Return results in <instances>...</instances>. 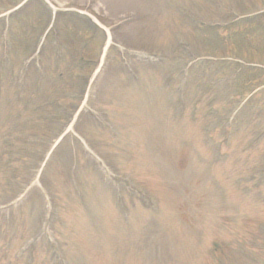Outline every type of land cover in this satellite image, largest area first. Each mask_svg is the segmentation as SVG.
I'll list each match as a JSON object with an SVG mask.
<instances>
[{
	"label": "rangeland",
	"instance_id": "374dc122",
	"mask_svg": "<svg viewBox=\"0 0 264 264\" xmlns=\"http://www.w3.org/2000/svg\"><path fill=\"white\" fill-rule=\"evenodd\" d=\"M46 1L64 14H85L108 39L81 102L80 118L75 115L67 129L69 136L80 137L82 147L74 137L65 139L47 171L57 195L55 205L45 206L41 226L36 212L26 207L13 226L9 217V230L7 223L8 232L0 238V246L9 247V257L0 253V264H8V259L19 264H264V251L253 246L263 233L264 189L255 188V198L235 188L239 175L247 173V161L256 155L251 151L263 146L264 138L256 131L263 125L246 122L239 134L232 132L242 97L232 96L228 89L212 114L202 96L215 95V89L208 91L213 78L200 68L181 71L184 65L198 64L185 62L189 57L182 54L183 47L215 58L231 49L217 47L216 40L203 37L195 25L209 28L223 20L220 7L222 11L232 6L240 17L264 5V0ZM17 3L0 0V13L7 14ZM19 15L10 20L11 72L1 65L0 56V161L5 154L3 130L22 127L12 119V110L21 104L9 75L19 70V62L34 59L41 43H35L31 54L43 17L31 4ZM91 29L85 21L60 16L53 30L63 60L52 65V47L45 43L48 74L44 80L28 74L24 93L58 94L64 86L57 74L53 77L54 69L77 72L73 63H66L67 57H96L101 33ZM257 40L262 54L250 58L264 64V34ZM2 49L0 44V53ZM33 80H43L44 85L37 90ZM223 153L225 159L220 157ZM35 159L32 155L30 161ZM30 161L19 166L25 174ZM28 186L30 193L39 184L33 180ZM18 228L25 231L21 243ZM45 237L55 239L56 245H47ZM216 242L219 248L214 251Z\"/></svg>",
	"mask_w": 264,
	"mask_h": 264
},
{
	"label": "trees",
	"instance_id": "16d2710c",
	"mask_svg": "<svg viewBox=\"0 0 264 264\" xmlns=\"http://www.w3.org/2000/svg\"><path fill=\"white\" fill-rule=\"evenodd\" d=\"M214 30L216 31V33L214 34L209 33L207 34V36H212V38L216 40L217 45H219L222 42V44H220L221 46H223V44H228L229 47L232 48V45H230V42L232 44L233 39H237V40L240 39L242 42V46H243V42L245 39L243 37L244 33L238 34L237 32H235L228 36L225 35L226 37H223V34L219 33L218 30L216 29ZM259 31H261V29ZM239 35L241 36V38H239L240 37ZM246 38L248 37L246 36ZM250 48L253 49L252 46ZM228 50H229L228 51L229 55L236 54L234 51L236 52L241 51L240 55L244 54L245 52L244 50H242L241 46H238V48L235 49L234 51L231 49H228ZM67 59L68 60H66V63H75L76 61L72 57L67 58ZM76 64L80 65L79 63H76ZM220 68L222 71V69H224L225 67H222V65H220L217 70L220 71ZM228 68H230V71L233 70L231 67H228ZM54 70H55L54 73H57V77H58V74L60 75V73H58L57 69H54ZM235 71H236V68H235ZM66 72L67 71L63 72V74ZM54 73H53V77H54ZM67 75L70 76L69 77L70 80H67L68 84L66 85V87H62L60 88V90H58L59 91L58 94L57 92H51L41 97H39L38 95L15 96L16 100L21 104V108H16V110H12L11 112V115H13L12 119H14L15 124L18 123L19 121L24 128H27L26 126H28L29 128L23 129L22 130L23 132L20 131L18 133H14L10 135V137L6 138V140L8 141L7 142L8 148H9V140H10V151L8 154L9 158L4 160L6 163L9 164V161H10L11 163L14 164V163H17L18 161H21L23 165H26L27 155L31 154L29 152V150L31 149V145H28V143L26 142L27 138L28 139L30 138L31 140L33 139L37 140L39 144L38 146H36V148H34V150H32V154H34V151H38L41 149V143L45 139H47L50 136L53 137L55 136V134H57L56 131L64 123L65 118L67 117V112L69 111L70 105L74 104L73 103L74 98L71 99L70 97L71 95H69L70 92L74 90L73 84H72L73 71L72 70L69 71ZM229 75H231V73L227 74V76ZM244 76L246 77H244L243 81H241V83L236 84L237 93H235V96L242 97V101L260 85V84L257 85L256 83L257 81L255 80V78H253L250 75V73L245 74ZM15 82L17 81L13 80V84H15ZM247 87L249 88L248 90L246 89ZM243 89H246L247 91L241 93V90ZM215 91L216 93L210 99V103H209L210 104L209 108L211 109L212 114L214 113V111H216V108H214V106L221 103L223 99L225 100V94L223 91H221L220 88L216 89ZM202 99L205 100V94L202 96ZM263 99H264V93L263 94L260 93L256 96L254 95L251 99H249V101L243 106V108L237 114L236 119L233 123L232 132L239 134L241 130L240 126L246 122H256V123L260 122L263 125L262 130L261 131L256 130V131H258L259 133L261 132L260 138H264V100ZM242 101H240V103ZM258 134L256 135V137L258 136ZM244 136H246V134H244ZM240 143H242L243 146L245 145L243 142H240ZM248 145H250L249 147H251L254 145V142L253 143L250 142L248 143ZM249 147L247 146V149L251 151ZM258 150L259 152L256 153V151ZM251 153H255L256 154L255 156L257 155L259 156L256 160H254L255 158L254 156L252 157L251 160L247 161V164H248L247 173L245 172L244 174L239 175L240 177L236 179L235 181L236 183H239V181L245 178H250V179L258 178L257 182L259 181L261 182L262 180H264V141H263V146L253 148ZM19 158L21 160H19ZM11 163L9 165H11ZM18 171H19L18 168L13 167L10 170L11 174L9 175V167L7 165H0V201L2 204L9 202V198H8L9 197V181H12V182L16 181L15 178L18 175ZM3 174L9 175V176H4ZM242 183H243V186H246L247 181L243 180L240 182V184ZM261 185L264 186V183H262ZM250 188L251 187H248V189ZM16 220H18V216L15 217L13 225ZM0 228H2L1 225H0ZM18 230H19L20 236L22 237L25 231L21 230L20 228H18ZM0 251H3V249L0 248ZM4 251L8 252L9 249H4Z\"/></svg>",
	"mask_w": 264,
	"mask_h": 264
}]
</instances>
